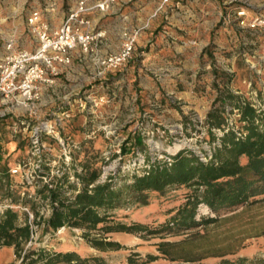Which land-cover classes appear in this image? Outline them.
<instances>
[{
  "label": "trees",
  "instance_id": "16d2710c",
  "mask_svg": "<svg viewBox=\"0 0 264 264\" xmlns=\"http://www.w3.org/2000/svg\"><path fill=\"white\" fill-rule=\"evenodd\" d=\"M219 77L222 82L232 79V75L226 73H221ZM216 92L204 120L209 128L210 156L202 160L188 150L166 154L163 159L146 156L143 167L133 172L128 180H116L108 175L103 182L93 184L101 166L94 165L97 155L84 153L83 160L75 165L70 163V167H64L65 170L58 175H50L49 180L41 185V173H37L38 179L32 180L37 187L34 196L24 192V198L20 199L21 185L9 171L4 157V134L0 132V247L12 246L15 256L23 264H107L101 256H82L75 250L24 248L32 232L30 222L27 218L20 221L18 211L8 206L22 201L30 202L29 206L34 210L40 203L48 205L50 212L40 222L43 231L55 232L62 226L82 229L85 239L101 252L119 246L116 241L105 238L110 233L185 232L188 237L197 236L200 228L216 222L220 215L225 214L220 217L227 219L255 203L264 202V109L255 107L250 100L226 86L217 87ZM232 114L237 118L229 124L228 119ZM4 117H0V129L8 124ZM224 127L227 129L223 130ZM212 128L222 129V133L215 135ZM130 138L127 137L126 142ZM132 140L134 148L144 150L141 134L136 133ZM128 150L133 151L131 147H124L123 153ZM44 167L45 164H42L40 169ZM179 188L185 189L182 201L171 209L169 218L154 229L140 222L127 224L115 218L120 208L148 203L151 193L162 196ZM199 204L206 205L218 217L201 215L196 218ZM32 213L36 219L38 214L33 210ZM92 230L105 236L90 238ZM188 237L179 242L161 240L157 243L158 250L170 262L215 256L220 260L218 264H264V258H229L228 255L236 253V247L197 254L181 245L189 240ZM147 256L148 260L157 257L151 254ZM129 263L135 264L131 258Z\"/></svg>",
  "mask_w": 264,
  "mask_h": 264
},
{
  "label": "rangeland",
  "instance_id": "374dc122",
  "mask_svg": "<svg viewBox=\"0 0 264 264\" xmlns=\"http://www.w3.org/2000/svg\"><path fill=\"white\" fill-rule=\"evenodd\" d=\"M8 1L0 0L2 12L6 10L5 7ZM240 1L246 7H249L250 21L255 18L264 20V0ZM262 25L261 28L264 29V24ZM249 48L248 55L242 57V67H238L234 72L232 86L239 90V95L254 103L255 107L264 109V36L253 48ZM162 74L157 72L153 77L159 78ZM196 78L198 77L196 76ZM204 82L200 81L199 83L200 95L197 98L191 96L174 98V102L168 105V110L166 105L165 107L162 106L165 102L162 103L155 97L145 102L144 95L141 94L142 90H137L138 98L129 102L123 98L118 100L117 97H113L110 90L108 101L103 105H99L97 112L93 111L102 114V122H98L102 126L100 127L99 137L90 138L89 140L92 142L88 145L89 150L93 151L92 154L98 157L94 160V165H102L106 176H114L116 180H128L133 172H138L143 167L146 156L151 159H163L166 154L188 150L198 155L202 160L203 157L208 158L211 151L209 145L210 134L204 120L213 102V92L211 88L206 89ZM168 102L167 99L166 103L168 104ZM35 110L40 117L47 118L51 115L53 108L48 104L43 105L40 103L36 105ZM24 115V118L29 119L27 114ZM4 118H7L8 123L0 129V132L4 134V157L9 168H13L17 164L21 165L20 171L13 174L14 179L21 185L19 187V198H24V192L34 196L37 187L32 183V180L38 179L37 173L40 174L44 171V173H47L48 178L53 164L54 176L56 169L60 174L61 170H65L64 167H70V163L76 154L73 152V144L78 143L79 138L64 133L63 121L60 134L63 138H66L70 145H73L71 158L69 162L67 161L69 165L64 162L61 146L57 144L54 138L46 137L43 140L47 148L43 150L44 155L42 156L46 163L45 167L38 171L35 168V155L29 145V127L21 124L13 113H8ZM235 118H237V115L232 114L228 122H233ZM212 131L215 135H219L216 128H212ZM136 133L143 136L144 150L136 149L132 144V137ZM129 136L131 138L126 142ZM124 147H131L133 151L128 150V152L123 153ZM25 175L29 177V182L24 178ZM40 180L42 179L40 178ZM44 182L42 180L40 185ZM184 190V188L170 190L162 196L151 193L148 203L132 204L129 207L120 208L116 211L115 218L127 224L140 222L154 229L169 218L171 209L182 201ZM29 203L28 201H22L20 204L8 205L18 211L20 221L26 218L29 219L28 213L22 209L23 207H27L32 214L30 219L32 232L30 239L25 242L24 248L33 246V248L56 251L75 250L82 256H101L107 264H130L129 258L133 259L135 264H218L220 261L218 257L207 256L195 261L176 260L170 262L158 250L157 243L161 240L184 241L188 237L185 232L178 234L148 233L147 231L114 232L105 238L116 241L119 246L101 252L92 247L85 239L82 229L64 228L55 232L43 231L40 222L49 214L50 208L48 205L40 203L34 210L31 209ZM32 210L38 214L36 219ZM237 210L241 209L238 208ZM201 215L218 217L204 204H199L197 207L196 218ZM220 216V219L216 222L200 228L199 235L188 237L189 240L181 245L185 249L196 251L197 254H209L215 250L236 247V253L228 255L229 258L235 259L238 256L245 257L248 260L264 258V202L255 203L239 214L227 219ZM102 236L105 235L96 230L89 233L90 238ZM8 247L10 249L7 254H0V264H23L21 259L15 256L13 247ZM148 254L157 257L154 260H148Z\"/></svg>",
  "mask_w": 264,
  "mask_h": 264
},
{
  "label": "crops",
  "instance_id": "0c3cea01",
  "mask_svg": "<svg viewBox=\"0 0 264 264\" xmlns=\"http://www.w3.org/2000/svg\"><path fill=\"white\" fill-rule=\"evenodd\" d=\"M74 2L9 0L4 12L0 7V54L10 36L17 47L34 48L33 35L26 25L31 9H39L42 21L57 26ZM240 10L244 15H238ZM87 16L105 35L92 52L77 50L71 63L63 67L51 86L43 88L41 95L43 105L68 113L64 133L79 138L73 144L74 165L83 160L84 153H93L88 147L92 142L89 139L99 137L102 127L98 123L102 122L101 112L93 111L108 101L110 90L113 97L128 102L137 99V90H142L145 102L155 97L165 102L162 106L166 105L167 110L174 98H197L200 81H205L206 89L211 88L213 99L217 87L226 86L240 93L232 86L234 72L242 67V57L248 55L249 47L253 48L264 36L261 27L247 25L250 10L240 0H116L108 10H93ZM145 24L131 58L117 70L94 78V57L117 50L123 27ZM157 72L162 76L153 77ZM221 73L231 74L232 79L222 82ZM9 249L0 247V254H7Z\"/></svg>",
  "mask_w": 264,
  "mask_h": 264
},
{
  "label": "built area",
  "instance_id": "2783aa9c",
  "mask_svg": "<svg viewBox=\"0 0 264 264\" xmlns=\"http://www.w3.org/2000/svg\"><path fill=\"white\" fill-rule=\"evenodd\" d=\"M116 0H75L61 23L57 26H49L40 19L39 9L33 8L26 17L28 31L33 35L35 46L32 50L19 48L13 36L7 38L0 54V117L8 113L15 114L21 124L29 127V145L35 155V168L41 171L45 141L43 138L52 137L62 148L64 162L68 164L71 158L73 145L61 136L62 123L68 113L65 111H53L47 118L40 117L35 110L41 103L42 90L45 86H51L63 67L69 65L73 54L78 50L81 53L92 52L97 48L100 39L105 35L103 29H97L87 13L98 10L106 11ZM244 15V10L237 12ZM241 24L244 21H240ZM264 20L255 18L249 21V27H261ZM145 25L123 27L120 31L119 47L115 51H109L94 57V78L104 76L106 73L122 67L132 56L134 45ZM258 103V102H257ZM259 104V103H258ZM254 105V103H253ZM24 114L29 119L24 118ZM232 121L229 122L231 124ZM224 127L223 130H226ZM218 134L222 129H216ZM49 148V146H48ZM210 156V154L208 155ZM202 159V158H201ZM203 157V160H206ZM68 161V162H67ZM69 165V164H68ZM51 166L50 175H53ZM21 165L10 168L12 174L20 171ZM58 174V169L55 170ZM45 182L49 180L47 173L39 176ZM29 182V177L24 176ZM106 175L101 165V171L94 183H101ZM92 185V184H91ZM11 207L13 205H10ZM28 213L30 222L32 214L27 207H23ZM64 229L60 227L58 230Z\"/></svg>",
  "mask_w": 264,
  "mask_h": 264
}]
</instances>
